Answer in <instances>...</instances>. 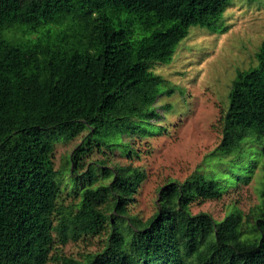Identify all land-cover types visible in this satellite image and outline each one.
<instances>
[{
	"label": "trees",
	"instance_id": "16d2710c",
	"mask_svg": "<svg viewBox=\"0 0 264 264\" xmlns=\"http://www.w3.org/2000/svg\"><path fill=\"white\" fill-rule=\"evenodd\" d=\"M229 5L0 0V264H264V163L249 233L237 211L220 221L190 215L192 205L222 198L218 182L226 181L215 168L159 187L144 221L128 214L145 180L141 169L88 165L76 175L90 145L129 158L136 155L122 138L162 132H153L152 106L170 88L153 66L170 61L189 28L212 30ZM15 27L31 37L3 38ZM255 55L256 65L236 71L230 85L212 160L229 157L248 135L264 138V38ZM84 132L54 171L53 146ZM64 190L74 203L61 205ZM101 236V249L80 261L61 253L67 243Z\"/></svg>",
	"mask_w": 264,
	"mask_h": 264
},
{
	"label": "rangeland",
	"instance_id": "374dc122",
	"mask_svg": "<svg viewBox=\"0 0 264 264\" xmlns=\"http://www.w3.org/2000/svg\"><path fill=\"white\" fill-rule=\"evenodd\" d=\"M229 1L212 30L189 28L170 61L153 66L152 73L165 80L167 89L170 88V94L158 96L152 106L158 115L150 121L153 132L161 129L162 132L146 138H122L120 142H127L136 156L127 158L120 149L92 144L80 161L82 168L76 175L83 173L88 165L98 170L102 166L111 169L124 165L141 169L145 180L134 195L128 214L142 221L155 212L159 187L168 181L182 182L197 170L215 168L216 177L226 181V186L218 182L222 198L192 205L190 215L206 213L214 221H220L229 212L237 211L242 217L243 232L249 233L253 225L261 199L264 138L258 142L248 135L224 160L210 157L220 140L219 120L227 108L226 96L235 73L256 65L255 54L264 38V0ZM22 29L11 28L3 33V38L23 41L31 37L21 36ZM86 134L53 146L50 163L54 171L61 170L66 155ZM67 193L64 190L59 197L63 206L74 203ZM103 239L101 236L67 243L61 253L80 261L86 254L101 249Z\"/></svg>",
	"mask_w": 264,
	"mask_h": 264
}]
</instances>
